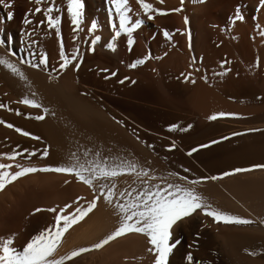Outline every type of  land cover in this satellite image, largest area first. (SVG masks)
Wrapping results in <instances>:
<instances>
[{"label":"bare ground","instance_id":"6f19581e","mask_svg":"<svg viewBox=\"0 0 264 264\" xmlns=\"http://www.w3.org/2000/svg\"><path fill=\"white\" fill-rule=\"evenodd\" d=\"M49 2L59 9L54 15L61 16L59 27L66 55L78 45L82 61L76 70L74 63L62 72L59 70L55 29L47 28L46 23L36 27L37 22L44 20V15L32 12L35 0H4L0 4V57L13 63L25 76L20 79L0 65V104L6 105L0 108V120L41 138L24 137L14 128L0 124V152L7 153L14 148L35 150L27 160L17 157L16 162L43 167L63 162L78 145L98 147L106 154L111 150L113 154L138 158L140 163L150 160L151 166L160 172H178L190 180L264 163V36L260 35L264 31V6L259 5V0H183L180 12L155 15L151 21L143 15L136 0H128L132 9L130 15L136 18L139 12L144 23L133 33L135 43L131 50L126 34H121L114 41V51L105 47L119 24L111 0H81V23L75 33L66 11L67 0H42L41 8H46ZM146 2L165 10L181 7V0H163V4L159 0ZM236 6L241 10L243 21H230ZM9 12L12 13L10 18ZM30 12L27 18L32 23L25 25L24 19ZM93 22L96 28L89 33ZM162 29L169 32L170 40L162 35ZM73 35L77 40L72 39ZM96 35L101 39L89 53L87 48ZM29 39L37 43L31 45ZM41 51L47 53L46 68L33 69L27 62L20 63L29 59L38 61ZM29 52H34L35 58L29 57ZM149 52L151 57L143 65L128 67ZM221 61L227 63L221 66ZM101 69H108V73L115 71L116 75L110 76ZM189 72L190 80L194 79L195 83L183 79L181 73ZM125 76L129 79L119 83ZM202 76L206 80H202ZM33 93L35 99L49 109L48 113L19 103L25 96L32 98ZM217 112L237 115L208 119ZM41 114L43 120L33 118ZM112 117L122 120L123 126ZM172 123L178 127L168 131L167 125ZM189 124L191 128H187ZM180 128L187 130L180 131ZM253 129L255 131H250ZM134 132L154 148L148 149L138 142ZM212 140L218 142L210 144ZM171 143L176 147L166 150ZM201 144L208 146L199 148ZM45 145L49 155L42 157L40 153ZM194 147L197 151L188 155ZM0 163L9 161L0 157ZM183 168L189 171L184 173ZM65 179L69 180L68 184H64ZM125 179L131 178L120 177V187L124 186ZM196 187L213 208L232 215L264 218V169L202 181ZM225 195L263 198L255 203L226 206L218 203ZM76 196L83 198L78 203H84L91 199L92 192L65 174L36 172L18 178L0 190V238H6L3 233L10 231L11 235L17 234L16 238L19 235L17 240L22 245L44 219L53 215L47 211L33 212L34 209L54 207L58 210L65 203L75 201ZM192 216L173 225L170 242L179 240L178 227L191 222ZM116 223L112 208L102 199L98 200L91 213L67 230L58 254L98 242ZM212 234L213 239L207 245L211 251L218 240L214 238L217 233ZM254 236L244 231L224 232L221 239L226 256L236 264H257L259 260L248 255L247 250L264 247V243H255ZM148 247L143 235L126 234L100 249L81 253L73 258L76 263L72 261V264L84 260L85 264L90 261L91 264L96 261L97 264H127L125 259L128 258L133 259L130 264H151L153 256L147 252Z\"/></svg>","mask_w":264,"mask_h":264},{"label":"snow or ice","instance_id":"6c2138e0","mask_svg":"<svg viewBox=\"0 0 264 264\" xmlns=\"http://www.w3.org/2000/svg\"><path fill=\"white\" fill-rule=\"evenodd\" d=\"M41 2L42 0H35L36 7L32 12H43L44 15V20L37 22L36 27H40L42 24L46 23L47 28L55 29V35L59 42V70L62 72L73 63L74 70L78 69L82 61V54L77 45L70 55H66L59 27L61 16L54 15L59 9L52 2H49L46 8H41ZM159 2L163 4V0H159ZM200 2H203V0H200ZM3 3L4 0H0V4ZM111 3L116 10L119 24L111 39L105 44V47L114 51L116 49V44L114 43L116 38L121 36V34H126V43L128 49L131 50L135 43L133 33L135 30L141 28L144 19L141 18L139 12L136 13V18L130 15L132 9L129 6L128 0H111ZM136 4L139 6L143 15L146 16L147 20L151 21L155 15H166L169 11L180 12L183 6V0H181V7L168 10L155 8L152 3L146 2V0H136ZM259 5L264 6V0H259ZM81 9V0H67L66 11L70 15L71 24L75 26L73 28L74 33L79 30ZM30 14L32 13L26 14V18L24 19L25 25H30L32 23V21L27 18ZM8 16L10 18L12 13L9 12ZM243 20L244 17L241 14L239 6H236L234 15L230 17V21L235 22ZM184 23L185 25L188 24L187 16L184 17ZM95 28L96 23L93 22L88 28V32L92 33ZM161 31L166 39H171L167 30L162 29ZM260 35L264 36V31H261ZM72 39L74 41L77 40L76 35H73ZM100 39L99 35L91 39L87 48L89 53L94 51V45H96ZM29 43L35 45L37 41L29 39ZM28 56L35 58V53L29 52ZM150 57L151 53L149 52L129 63L128 67L135 68L138 65H143ZM157 59H159V57H157ZM25 62L33 69L40 68L41 66H45L46 68L47 53L41 51L38 61L36 62H33V59L20 61V63ZM225 63L227 62L221 61V66ZM0 65L10 69V71L18 75L20 79H25L23 72L3 57H0ZM189 68H192V64H189ZM53 71H55V69H53ZM101 71L108 73V69H101ZM227 71L228 69L225 68V72ZM108 74L110 76H115L116 72L112 71ZM220 74L222 75L223 73ZM181 75L185 81L195 83L194 79L190 80L192 75L191 72L187 75L181 73ZM105 78L107 79L108 77L106 76ZM128 79L129 78L125 76L119 83H123ZM201 79L206 80V77L202 76ZM19 103L41 109L42 113L49 112L47 107H43L42 104L35 99L34 93L32 94V98L25 96L19 100ZM3 107H6V105L0 104V108ZM9 111H11V109H9ZM17 114L19 115L20 113L17 112ZM235 115L237 114L232 112H217L209 116L208 119L214 120L217 117ZM33 118L38 121L43 120L44 115H36ZM112 119L117 124L123 126L124 122L122 120H116L115 117H112ZM0 124L5 125V127L9 129L14 128L15 132L24 137H31L33 140L41 139L39 136H35L4 120H0ZM177 127L175 123L167 125L168 131H174ZM191 127V124L187 125V128ZM187 128H180L179 130L186 131ZM250 131L255 130L253 129ZM134 135L138 142L145 144L146 148H154V145L141 141L138 133L134 132ZM232 135H237V133H232ZM221 139H227V137H221ZM217 142L216 140H212L209 143L215 144ZM207 146L206 144L198 145L199 148H206ZM175 147V143H171L167 146L166 150L171 151ZM17 148H19V145H17ZM196 151L197 148L194 147L191 148L187 154L191 155ZM34 154L35 150L29 152L27 148L21 149L20 151L14 148L7 153L0 152V157L9 161V163H0V190H3L6 185L27 174L53 172L65 174L87 186V188L91 190L92 196L90 200L84 203H78L81 202L83 198L81 196H76L75 201L65 203L58 210L54 207L34 209L33 212L47 211L53 213V221L36 234L31 235V237L19 247L14 246V234L9 235L7 238H0V264H72L73 258L78 257L81 253H86L92 249H100L110 241L126 234H141L146 238L149 246L146 250L153 256L151 264H169V255L179 243V241L175 243L170 242V230L173 225L182 218L190 217L195 212L200 211L204 215L211 217L214 222L237 225L253 223L250 219L213 208L212 205L206 201V198L197 191L196 186L202 181H215L234 173L251 171L253 169H264V163H258L252 164L248 168H233L228 172H222L218 175L201 176L197 179L190 180L187 175H180L178 172H160L158 169L151 166L150 160H145L144 163H140L139 159L135 157L119 153L113 154L111 150L106 154L102 148H88L80 145L77 146L76 151L68 153L66 160L56 165L37 167L31 164L16 162L17 157H22L27 160L28 157ZM40 155L42 157H47L49 155L47 145H45ZM13 168H15V171L11 170ZM188 171V168H183L184 173ZM120 177H130L131 179H125L124 186L120 187ZM68 183L69 180L65 179L64 184ZM101 199L112 208L113 215L117 217V223L113 230L104 235L98 242L91 243L88 247H76L64 254H58V248L61 245L62 237L65 235L66 231L91 213L96 208L98 200ZM262 223H264V221H262ZM252 254L255 255V253ZM186 260L189 264H193L191 252L187 254ZM195 264H199V262L197 261Z\"/></svg>","mask_w":264,"mask_h":264},{"label":"rangeland","instance_id":"374dc122","mask_svg":"<svg viewBox=\"0 0 264 264\" xmlns=\"http://www.w3.org/2000/svg\"><path fill=\"white\" fill-rule=\"evenodd\" d=\"M31 144L32 145L30 147L33 146V143H31ZM33 148H31V149H33ZM200 186L202 188H206L207 187L205 185H200ZM213 194L214 193H212L211 195H213ZM236 196H234V198H233L232 195H225V196H223L221 198V201H219L218 198H216L217 200L216 199H214V200H216V202L219 201L218 203L222 202V204H224L226 206H229V205L236 206L237 203L241 204V202H243V203H245V202L248 203L249 202L248 204H250V203H255V202H257V201H259L260 199L263 198L261 196L257 197V196H254V195H249V196H251V198L249 197L250 199L247 198L248 195H246V196L244 195L245 197L240 195L242 198H240V197L238 198V196L237 197ZM255 197H257V198H255ZM226 198H227V200H226ZM229 198H231V199L229 200ZM242 199H243V201H242ZM246 199H248V200H246ZM231 201L232 202L235 201V202L231 203ZM9 207L10 206H8L7 208H9ZM192 217H193V219H192L191 222H186L185 224L180 225L178 227V229H177V236L176 237H178L179 243L173 249L172 253H170V255H169V264H189V262L186 260V256H187V254L189 252H191V254L193 256V264H195V262H197V261L199 262V264H236V263H233L230 260L229 256H226L227 254H226L225 249H224V247L222 245V239H221L222 234L224 232L244 231V232L251 233L253 236L256 234V236H254L255 243H260V242L264 243V237H263L264 236V223H262V221H264L263 217H258L259 219L263 218V220L262 219L259 220L257 217L254 218V217H249V216H241L243 218L247 217L246 219H250L251 221H253V220L254 221H253V223H250V225L249 224H239V226L237 224H235V226H234V224H230L229 225V224H224V223L220 224V222H213V219L211 217H208V216L204 215L200 211L195 212ZM255 219H257V220H255ZM52 221H53V215L48 220L44 219L41 222V226H39L38 230H34L31 233V235L36 234L38 231H40L43 227H46ZM215 227H217V228H215ZM254 228H257V229H254ZM212 232L217 233V235L214 238H218V240L216 239V245H215V248H214L213 251L209 250V248L207 247V245L210 242V240L213 239ZM66 233H67V231H66ZM9 235H11L10 231L9 232L5 231L3 233V236H5L6 238ZM16 235L17 234L15 233L14 234V239H16V240L18 238L20 239L19 235H18V238H16L17 237ZM31 235H30V237H31ZM62 239H63V237H62ZM18 241L19 240H17V242H16L14 240V246H17V247L20 246V241L19 242ZM260 247H261V249H260ZM260 247L249 248L247 250L248 251L247 254L248 255L251 254L250 256L252 258H254L256 261L259 260L257 264H262V263L264 264V247H262V246H260ZM252 253H255V255H253ZM95 255L97 256V253ZM132 258H134V257H132ZM95 259L98 260V258H95ZM128 260L125 259V262L127 261L129 264H130V261L133 262V259H131V258H128ZM134 261H136V259ZM92 262H93V260H92ZM74 263H76V261ZM77 263L78 264L79 263L80 264H83V263L85 264V260L82 263H81V261H79ZM89 263L91 264V261ZM97 263H99V262L96 261V264ZM250 264H253V263H250Z\"/></svg>","mask_w":264,"mask_h":264}]
</instances>
